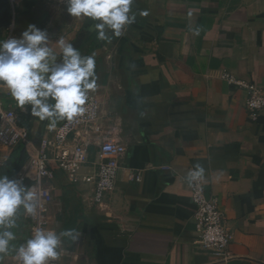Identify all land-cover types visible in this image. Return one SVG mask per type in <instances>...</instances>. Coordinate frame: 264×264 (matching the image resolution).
<instances>
[{"label": "crops", "instance_id": "1", "mask_svg": "<svg viewBox=\"0 0 264 264\" xmlns=\"http://www.w3.org/2000/svg\"><path fill=\"white\" fill-rule=\"evenodd\" d=\"M132 12L136 22L111 42L97 38L98 21L69 16L63 0H24L16 12L14 33L29 24L46 30L58 59L61 39L94 54L97 88L89 95L104 135L125 147L116 187L99 205L90 204L91 187L69 185L53 167L47 230L80 234L63 238L59 264H264V109L252 121L246 91L220 77L225 72L264 92V0H134ZM7 15L11 21L8 0H0V22ZM0 94L38 148L54 128L33 117L30 105L19 107L3 84ZM80 139L91 141L90 172L103 138ZM27 149L0 146V175L30 188L36 168ZM197 166L225 216L224 262L195 245L187 174ZM11 230L16 247L28 239L23 208ZM14 256L10 251L3 264Z\"/></svg>", "mask_w": 264, "mask_h": 264}, {"label": "clouds", "instance_id": "2", "mask_svg": "<svg viewBox=\"0 0 264 264\" xmlns=\"http://www.w3.org/2000/svg\"><path fill=\"white\" fill-rule=\"evenodd\" d=\"M66 12L74 18L86 17L95 24L97 38L111 42L121 37L136 22L132 12L134 0H63ZM146 15V12H142ZM111 33V35H109ZM198 34V30H196ZM49 33L29 24L19 38L0 41V83L7 87L19 107L31 106L33 117L48 121L55 128L59 121H73L86 112L90 92L97 88L96 61L82 55L73 43L59 40V59L49 46ZM204 169L197 166L193 179ZM39 207L37 194L22 180L0 175V264L15 252L21 264H51L59 259L63 238L79 239V233L36 229L19 247L12 242L16 234L18 211L34 216Z\"/></svg>", "mask_w": 264, "mask_h": 264}, {"label": "built area", "instance_id": "3", "mask_svg": "<svg viewBox=\"0 0 264 264\" xmlns=\"http://www.w3.org/2000/svg\"><path fill=\"white\" fill-rule=\"evenodd\" d=\"M23 1L8 0L11 21L6 28L4 40L20 37L14 33V21L16 12ZM220 77L227 84L246 91L245 108L249 118L256 121L264 109V92L257 86L240 81L225 72H222ZM1 85L2 83H0V87ZM81 136L90 139L93 136L103 138L98 145L99 161L92 165L93 170L90 172L85 171V168L91 141L89 139L82 141ZM20 144L27 146V158L33 159L36 180L32 183L30 190L34 191L39 198L36 214L29 216L24 213L29 224L28 239L32 237L36 229L47 230L44 216L53 198L46 185L53 178V167L65 176L69 185L91 187L90 204L99 205L106 195L114 191L120 160L125 153V147L119 139L110 137L108 134L104 135L99 105L95 97L91 95L86 104V112L82 116L71 122L64 120L61 125L54 128L50 135L47 134L41 139L38 148L32 149L29 144L28 130L18 124L15 110L5 104L0 94V146L12 149ZM195 172L196 170H190L187 174L190 199L195 209L194 221L197 235L195 245L215 260L224 262L229 258L230 247V236L225 227V216L220 209L218 200L207 196L202 176L193 179ZM131 179L139 180V176L131 177ZM8 264H21V262L14 256L9 259ZM51 264H59V261H53Z\"/></svg>", "mask_w": 264, "mask_h": 264}, {"label": "water", "instance_id": "4", "mask_svg": "<svg viewBox=\"0 0 264 264\" xmlns=\"http://www.w3.org/2000/svg\"><path fill=\"white\" fill-rule=\"evenodd\" d=\"M10 23V16L7 15L6 19L4 22H0V30L3 28H7Z\"/></svg>", "mask_w": 264, "mask_h": 264}, {"label": "trees", "instance_id": "5", "mask_svg": "<svg viewBox=\"0 0 264 264\" xmlns=\"http://www.w3.org/2000/svg\"><path fill=\"white\" fill-rule=\"evenodd\" d=\"M27 157H28V149H27L26 154H25V158H27Z\"/></svg>", "mask_w": 264, "mask_h": 264}]
</instances>
